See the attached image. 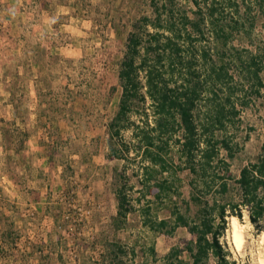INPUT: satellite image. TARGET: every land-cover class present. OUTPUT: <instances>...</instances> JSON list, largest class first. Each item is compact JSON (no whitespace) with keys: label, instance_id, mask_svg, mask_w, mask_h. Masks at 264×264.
<instances>
[{"label":"rangeland","instance_id":"374dc122","mask_svg":"<svg viewBox=\"0 0 264 264\" xmlns=\"http://www.w3.org/2000/svg\"><path fill=\"white\" fill-rule=\"evenodd\" d=\"M161 1L0 0V264H140L148 246L160 259L192 238L181 228L172 237L143 228L138 205L152 201V214L167 219L170 204L151 196L137 203L140 165L130 130L115 138L107 131L118 111L127 37L135 24L144 32L141 18L152 17ZM195 1L201 5L172 0L173 9L193 17ZM256 5L245 0L240 6L241 21L253 27L246 36L233 35L232 45L244 57L242 49L263 59L264 10ZM261 78L264 84V72ZM237 95L246 106L238 104L233 123L216 133L233 148L231 159L221 151L233 180L264 145V88ZM136 107L131 121L138 124L142 107ZM176 165L179 198L173 201L182 210L186 201L194 217L199 206L191 196L206 201L214 192L201 191L183 163L174 160L170 170ZM119 191L131 208L124 218L117 216ZM239 200L231 182L222 201ZM239 212V219L226 218L223 240L237 264H261L264 221L254 226L246 208ZM232 218L242 233L239 246Z\"/></svg>","mask_w":264,"mask_h":264},{"label":"trees","instance_id":"16d2710c","mask_svg":"<svg viewBox=\"0 0 264 264\" xmlns=\"http://www.w3.org/2000/svg\"><path fill=\"white\" fill-rule=\"evenodd\" d=\"M253 1L258 10H264V0ZM200 2L195 1L193 17L185 11L175 12L172 0L154 5L152 17L140 20L143 33L133 25L119 64L118 111L107 131L115 138L130 130L129 147L140 165L137 203L151 196L170 204L167 219L152 214V201L138 205L141 225L168 237L181 228L192 237L172 246L160 259L154 246H148L140 264H237L223 240L226 218L239 219L240 207H244L254 226L264 221V145L256 162L242 168L239 178L233 180L221 157L224 151L231 159L233 148L216 137L233 123L239 113L236 106H246L237 92L249 90L257 95L264 88V58L242 49L244 57L232 45L233 35L246 36L253 27V22L241 21L240 6L245 0ZM147 28L153 32H145ZM200 40L209 41L210 48L203 47ZM137 105L142 111L135 124L131 114L138 112ZM174 160L198 180L201 191L214 192L206 201L191 196L199 206L194 217H190L186 201H182L183 210L173 201L179 198L176 169L181 170L180 165L170 170ZM231 182L240 200L229 205L222 200ZM117 200V216L124 218L131 208H125L127 201L121 191Z\"/></svg>","mask_w":264,"mask_h":264},{"label":"bare ground","instance_id":"6f19581e","mask_svg":"<svg viewBox=\"0 0 264 264\" xmlns=\"http://www.w3.org/2000/svg\"><path fill=\"white\" fill-rule=\"evenodd\" d=\"M231 227H232V238H233V242L239 246L243 240L242 237V233L240 230V227L236 221L235 218H232V223H231ZM261 264H264V260H262Z\"/></svg>","mask_w":264,"mask_h":264}]
</instances>
